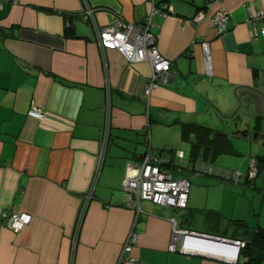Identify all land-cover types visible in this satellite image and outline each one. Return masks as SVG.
<instances>
[{"label": "crops", "instance_id": "1", "mask_svg": "<svg viewBox=\"0 0 264 264\" xmlns=\"http://www.w3.org/2000/svg\"><path fill=\"white\" fill-rule=\"evenodd\" d=\"M86 1L102 27L116 20L135 28L149 23L155 48L171 62L169 80L147 97L150 62L128 63L116 50L102 52L83 16L85 0H0V264H71L76 220L92 190L101 150L108 92L111 142L74 264H117L136 217L125 206L122 182L128 164L140 163L149 150L157 155L170 147L185 152L184 164L197 160L233 173L231 156L241 152L211 158L185 125L223 131L233 146L239 138L259 142L253 147L264 156V98L246 88L235 95L240 86L264 94L262 25L249 16L264 12V0H219L210 9L209 0ZM217 11L229 15L220 36L212 20ZM200 13L205 16L196 21ZM68 27L72 37H66ZM201 43L210 47L212 76ZM238 99L243 106L235 112ZM33 103L44 110V120L28 117ZM246 130L247 137L233 133ZM251 130L259 133L257 139ZM188 176L186 209L142 202L133 251L137 263L244 264L239 255L231 263L170 251L172 220L178 229L230 240L243 234L235 223L245 220H236L230 207L241 191L226 184L241 185L242 177ZM12 212L32 216L19 233L4 219Z\"/></svg>", "mask_w": 264, "mask_h": 264}, {"label": "built area", "instance_id": "2", "mask_svg": "<svg viewBox=\"0 0 264 264\" xmlns=\"http://www.w3.org/2000/svg\"><path fill=\"white\" fill-rule=\"evenodd\" d=\"M218 1L219 0H209L207 3L208 8H212ZM85 6L86 10L83 14L84 19L92 23L94 34L96 35L102 52L116 50L125 57L128 63L150 62L152 76L150 84L145 89L147 97H150L152 91L162 85L164 81L167 82L169 80L167 72L170 70L171 62L162 57L155 48L156 39L149 30V23L141 28H135L131 25L124 24L121 20H116L113 25L102 27L96 21L94 10L87 4L86 0ZM165 8L166 7H163V11ZM153 10L154 13L159 11L156 7ZM162 13L165 14V12ZM204 16V13H200L196 17V21H200ZM249 16L252 24L255 25L260 23L262 25V33L264 36V12L251 11ZM212 20L217 34L219 36L223 35L227 30L229 15L224 11H217L214 13ZM201 47L205 56L206 72L208 75L212 76L213 65L210 47L208 43H201ZM111 106L110 92H108L105 106L106 117L101 136V150L98 155L92 190L84 196L76 220L74 234L72 236L71 264H74V255L80 236V230L87 206L93 198V188L98 181L100 171L108 155L112 129ZM28 117L36 120H44L45 112L33 103L31 109L28 111ZM185 156L184 151L174 150L169 147L166 148L165 156L160 154L153 155L149 150L140 163L128 164L127 172L122 182V189L125 193V206L133 210L136 217L123 245L117 264H138L133 255V251L140 239V234L136 230V225L140 215L143 213L142 202L149 201L160 206L186 209L191 188L190 177L188 175L207 174L221 177L226 180L238 179L243 176L241 173H231L213 166L205 165L201 161L184 164ZM257 176L258 167L256 161H254L245 178L252 182ZM4 219L7 221L9 229L15 233H19L30 224L32 216L24 212H12L10 214H4ZM172 224L173 235L170 251L196 254V251L188 248L189 244L194 245V243L192 244V242H189L191 239V236L188 235L189 231L178 229L176 220H172ZM237 243L239 244L237 250L238 254L240 249L245 247L246 243L241 241H237ZM230 247L232 248V246ZM229 261L236 263L237 256Z\"/></svg>", "mask_w": 264, "mask_h": 264}, {"label": "trees", "instance_id": "3", "mask_svg": "<svg viewBox=\"0 0 264 264\" xmlns=\"http://www.w3.org/2000/svg\"><path fill=\"white\" fill-rule=\"evenodd\" d=\"M73 34L72 27H68L66 29V37H72ZM185 128L186 130L190 129L192 132H195L197 137L195 145L206 148V154L209 153L211 158H215L221 154H238L228 134L223 131H214L207 126L195 123L185 125ZM144 136L147 137V131L144 132ZM165 151L166 149L159 154L165 156ZM254 160L258 167V178L264 172V156H257ZM250 183L252 182L249 179L245 180V185L249 186ZM235 224L239 229L243 230V234L240 235L241 238H234L233 240L237 239L236 241L251 243L249 247L245 245V247L240 249L239 260L244 259V264L264 263V229L260 226L252 228L245 221H236Z\"/></svg>", "mask_w": 264, "mask_h": 264}, {"label": "rangeland", "instance_id": "4", "mask_svg": "<svg viewBox=\"0 0 264 264\" xmlns=\"http://www.w3.org/2000/svg\"><path fill=\"white\" fill-rule=\"evenodd\" d=\"M251 131L253 135L256 133L254 130ZM258 143H247L242 138H239V142L234 144L236 150L241 152V155L231 156L234 161H232L234 166L231 170L241 173L243 176L241 180L240 178L236 179V181L240 180L241 185L231 182H226V184L229 183V185L233 186V189L241 191L237 203H235V200L230 203V207L235 209L234 218L236 220H245L252 228L260 226L264 229V172L255 181H252L251 185H245V176L258 155V151L254 149L253 145L256 146Z\"/></svg>", "mask_w": 264, "mask_h": 264}, {"label": "water", "instance_id": "5", "mask_svg": "<svg viewBox=\"0 0 264 264\" xmlns=\"http://www.w3.org/2000/svg\"><path fill=\"white\" fill-rule=\"evenodd\" d=\"M240 88H246V89L252 90L254 92H257L258 94H260L264 98V94L262 92L258 91L257 89H253V88H250V87H247V86L238 87L235 90V95H236L237 90H239ZM236 97H237V95H236ZM242 106H243V103H242L241 100H239V107L237 108V110L235 112L241 110ZM226 119H230V118H226ZM233 133L241 134V135H244V136L247 137L248 134H249V130L236 131V132H233ZM258 136H259V133L256 132L253 135V139H257ZM188 235L191 236V239L189 240V242H192V244L194 243V244L202 245L204 247H212V248H215V249H218V248L219 249H223L226 252L229 251L233 255V257L238 256L237 250H238L239 244L237 243V241L226 239V238H221V237H216V236H212V235H206V234H202V233L192 232V231H189ZM250 244H251L250 242H247L246 246L249 247ZM230 246H232V248ZM198 254L206 256V257H210V258L216 259V260H223L222 258H218V257L211 256V255H204V254H200V253H198ZM224 260H226V259H224ZM226 261H229V260L227 259ZM229 262H231V261H229ZM231 263H234V262H231Z\"/></svg>", "mask_w": 264, "mask_h": 264}, {"label": "bare ground", "instance_id": "6", "mask_svg": "<svg viewBox=\"0 0 264 264\" xmlns=\"http://www.w3.org/2000/svg\"><path fill=\"white\" fill-rule=\"evenodd\" d=\"M188 248L193 249L197 253H202L204 255H211V256L218 257V258H225L228 260L233 258V255H231V253L229 251L226 252L225 250L219 249V248L215 249L212 247H204V246L199 245V244H194V245L189 244ZM238 255H239V253H238ZM237 258H238V256H237Z\"/></svg>", "mask_w": 264, "mask_h": 264}]
</instances>
